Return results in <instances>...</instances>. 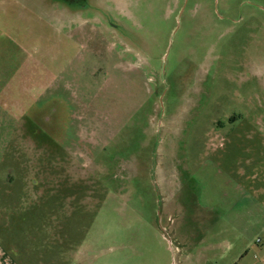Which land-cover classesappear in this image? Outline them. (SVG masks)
I'll use <instances>...</instances> for the list:
<instances>
[{
	"label": "rangeland",
	"instance_id": "rangeland-1",
	"mask_svg": "<svg viewBox=\"0 0 264 264\" xmlns=\"http://www.w3.org/2000/svg\"><path fill=\"white\" fill-rule=\"evenodd\" d=\"M0 264H264V0H0Z\"/></svg>",
	"mask_w": 264,
	"mask_h": 264
},
{
	"label": "flooded vegetation",
	"instance_id": "flooded-vegetation-1",
	"mask_svg": "<svg viewBox=\"0 0 264 264\" xmlns=\"http://www.w3.org/2000/svg\"><path fill=\"white\" fill-rule=\"evenodd\" d=\"M63 1H65L66 3H69V4H74V3H77L81 0H63Z\"/></svg>",
	"mask_w": 264,
	"mask_h": 264
}]
</instances>
